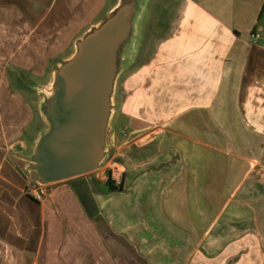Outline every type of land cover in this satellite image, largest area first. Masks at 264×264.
I'll return each mask as SVG.
<instances>
[{"label":"crops","instance_id":"obj_1","mask_svg":"<svg viewBox=\"0 0 264 264\" xmlns=\"http://www.w3.org/2000/svg\"><path fill=\"white\" fill-rule=\"evenodd\" d=\"M33 1L0 0V94L22 100L0 134V264H264V0H177L118 83L121 190L100 168L40 201L9 153L39 125L33 77L12 68L49 63L68 12L87 23L106 0ZM37 28L52 36L17 40Z\"/></svg>","mask_w":264,"mask_h":264},{"label":"water","instance_id":"obj_2","mask_svg":"<svg viewBox=\"0 0 264 264\" xmlns=\"http://www.w3.org/2000/svg\"><path fill=\"white\" fill-rule=\"evenodd\" d=\"M162 1L113 0L52 63L48 82L28 84L39 125L27 148L9 152L28 183L63 182L110 158L118 83L147 55L154 38L147 22Z\"/></svg>","mask_w":264,"mask_h":264},{"label":"rangeland","instance_id":"obj_3","mask_svg":"<svg viewBox=\"0 0 264 264\" xmlns=\"http://www.w3.org/2000/svg\"><path fill=\"white\" fill-rule=\"evenodd\" d=\"M94 1V0H92ZM34 5H36V0L33 1ZM113 2V0H106V4L104 9L101 11L99 8L98 11L96 12V14H93L92 16H90V20L86 23V21H84L83 18H81V20L78 22H74V18L72 16V14L70 12H68V15L65 17V25H64V30L62 32H59V45L53 50V58H52V54H49V58L50 61L49 63H41L39 62L38 65L34 64L32 66H27L26 64L24 65H18L16 64L17 67H14L12 69H16L17 71L26 73L27 75L33 77V79L30 81V83L32 85L36 84H44L46 82H48L49 80V75H50V71L51 68L53 66V62L55 60H59L63 57H65L68 53L69 50L71 48V44L73 43V40L75 39V37H77L79 34H81V32L86 29L89 25H91L92 23H94L99 17L100 15H102L105 10H107L111 3ZM96 3V2H94ZM177 0H163L161 2L160 6H153L151 9V15L152 18L150 17V19L147 22V25H149L150 30H153V34L151 38H155L156 36L162 35L165 31V29L167 28L168 25H170V23L172 22V13H173V9L174 6L176 5ZM103 5V2H102ZM102 5L100 7H102ZM36 7V6H35ZM34 7V11H36V8ZM89 10V9H88ZM87 10V11H88ZM100 10V11H99ZM86 10H81V17L84 15V12ZM90 11V10H89ZM154 18L156 19H153ZM39 19V17L33 15L32 16V20L33 23H36V21ZM76 19V18H75ZM158 19L160 20L159 22ZM69 21H71V24L69 25ZM38 30L36 31V29L34 30V34L33 36H30L29 33H27V35H22L20 36V38L18 37L17 40H23L25 41V39H29V38H33V40H35L38 36V40H40V42L42 43L43 41H45V35L48 34L46 36V38L51 37L52 35L48 32H45L44 30L41 32L39 28H37ZM156 29V30H155ZM156 32H155V31ZM37 32V33H36ZM154 38L150 41V44H152ZM63 44H62V43ZM44 52V50L42 49V53ZM39 54V53H38ZM45 57H43V59H45ZM3 60H8L9 57L7 56L6 58H2ZM40 59V58H39ZM5 67V62H2V64L0 65L1 68V72H3V69ZM29 83V84H30ZM3 86V85H2ZM3 91V90H2ZM6 94H4V92H2L0 94V124H1V129H0V134H1V138H3L6 134H7V122L9 119H12L13 121H18L21 118V111L19 112V107H20V103L22 100H20L19 98H13V96H5ZM26 100L30 101L34 103V96L31 94H28L26 96ZM10 105V109L15 110V113H10V112H6V110L4 109L3 106H9ZM22 109V108H20ZM120 125H116V129L118 131V141L120 140V134H119V127ZM113 162H119V156L118 155H112L107 162L103 165V167L99 170V171H103L106 179H108V174H109V166L112 165ZM163 213V212H162ZM165 215V214H164ZM155 226L152 225L150 223V230H153ZM149 236V235H148ZM153 235H150L149 237H152ZM157 241H161L162 243H165L167 245V241L164 238L163 235H159V238L156 239ZM130 264H135V263H130Z\"/></svg>","mask_w":264,"mask_h":264},{"label":"built area","instance_id":"obj_4","mask_svg":"<svg viewBox=\"0 0 264 264\" xmlns=\"http://www.w3.org/2000/svg\"><path fill=\"white\" fill-rule=\"evenodd\" d=\"M260 34L258 32H251L250 33V38L251 39H259ZM108 177L111 181V183L115 186L118 187L120 186L121 183V171L119 169V166L117 165L116 162H113L111 166H109V174ZM45 187L46 186H40L34 183H28V186L26 188V192L35 200L40 201L42 196L44 195L45 192Z\"/></svg>","mask_w":264,"mask_h":264},{"label":"trees","instance_id":"obj_5","mask_svg":"<svg viewBox=\"0 0 264 264\" xmlns=\"http://www.w3.org/2000/svg\"><path fill=\"white\" fill-rule=\"evenodd\" d=\"M106 183H107L108 188H109L111 191L121 190V186L115 187V186L111 183L109 177H108Z\"/></svg>","mask_w":264,"mask_h":264}]
</instances>
